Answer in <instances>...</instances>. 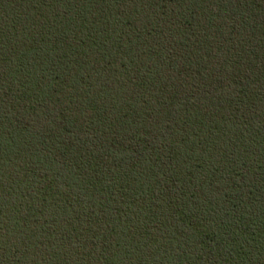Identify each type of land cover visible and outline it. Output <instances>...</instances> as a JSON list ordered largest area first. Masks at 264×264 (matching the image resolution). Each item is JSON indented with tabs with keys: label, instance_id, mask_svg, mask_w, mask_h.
<instances>
[{
	"label": "trees",
	"instance_id": "trees-1",
	"mask_svg": "<svg viewBox=\"0 0 264 264\" xmlns=\"http://www.w3.org/2000/svg\"><path fill=\"white\" fill-rule=\"evenodd\" d=\"M0 264H264V0H0Z\"/></svg>",
	"mask_w": 264,
	"mask_h": 264
}]
</instances>
